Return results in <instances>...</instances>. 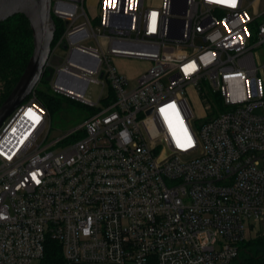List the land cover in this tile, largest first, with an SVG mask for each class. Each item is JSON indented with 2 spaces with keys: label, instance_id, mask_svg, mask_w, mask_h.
Wrapping results in <instances>:
<instances>
[{
  "label": "built area",
  "instance_id": "built-area-1",
  "mask_svg": "<svg viewBox=\"0 0 264 264\" xmlns=\"http://www.w3.org/2000/svg\"><path fill=\"white\" fill-rule=\"evenodd\" d=\"M256 1L100 0L91 15L85 0H51L61 31L43 76L52 67L49 89L96 111L47 141L34 89L2 121L0 264L38 262L49 239L66 264H236L264 238ZM128 58L149 62L133 85L115 65ZM91 82L107 86L95 102Z\"/></svg>",
  "mask_w": 264,
  "mask_h": 264
},
{
  "label": "trees",
  "instance_id": "trees-1",
  "mask_svg": "<svg viewBox=\"0 0 264 264\" xmlns=\"http://www.w3.org/2000/svg\"><path fill=\"white\" fill-rule=\"evenodd\" d=\"M54 40L61 31V25L55 19ZM33 50L32 32L27 18L17 13L0 21V80L4 82L5 92L0 104L16 83ZM39 86H45L46 91ZM37 99L52 112L60 107L63 98L49 89L48 81L42 78L35 88ZM92 109V108H91ZM96 109H92L94 113ZM244 251H246L244 253ZM238 264H264V238L244 241L241 245ZM38 264H66L61 252L60 244L52 239L46 241L44 255Z\"/></svg>",
  "mask_w": 264,
  "mask_h": 264
},
{
  "label": "water",
  "instance_id": "water-1",
  "mask_svg": "<svg viewBox=\"0 0 264 264\" xmlns=\"http://www.w3.org/2000/svg\"><path fill=\"white\" fill-rule=\"evenodd\" d=\"M50 8L51 0H0V21L22 13L29 22L33 42V50L25 68L0 104V125L31 94L42 78L45 81L51 78L52 67H47L48 74L43 76V69L50 54L55 32V22ZM62 47L66 48V45L63 44Z\"/></svg>",
  "mask_w": 264,
  "mask_h": 264
},
{
  "label": "rangeland",
  "instance_id": "rangeland-1",
  "mask_svg": "<svg viewBox=\"0 0 264 264\" xmlns=\"http://www.w3.org/2000/svg\"><path fill=\"white\" fill-rule=\"evenodd\" d=\"M162 0H144L145 6H159ZM85 9L91 15H96L100 10V0H85ZM264 10V0H257L253 5V14ZM261 19V18H259ZM252 29L255 27L252 26ZM65 50L63 48L57 49L53 54L52 64L59 65L63 62ZM148 61L142 59L128 58V59H116L115 65L123 72L130 74L132 77L131 85L134 84V79L147 67ZM49 84V83H48ZM40 89L47 90L45 86H39ZM6 88L4 82L0 80V99ZM105 94L107 92V86L102 88L95 83H89L85 92V98L95 102L99 96V93ZM60 102V107L52 112L49 111L50 118V134L47 141L52 140L68 131L80 126L83 121L91 114L92 109L85 104L70 100L64 96ZM194 120L192 122L193 127L197 128L202 121L201 110L198 108L196 102H191ZM61 145V144H59ZM58 145V146H59ZM246 251H244L245 253ZM241 255V254H240ZM38 264V262H34ZM238 264V263H236Z\"/></svg>",
  "mask_w": 264,
  "mask_h": 264
},
{
  "label": "snow or ice",
  "instance_id": "snow-or-ice-1",
  "mask_svg": "<svg viewBox=\"0 0 264 264\" xmlns=\"http://www.w3.org/2000/svg\"><path fill=\"white\" fill-rule=\"evenodd\" d=\"M228 2L234 7L236 4V0H228ZM189 147H191V143H189L188 145Z\"/></svg>",
  "mask_w": 264,
  "mask_h": 264
},
{
  "label": "crops",
  "instance_id": "crops-1",
  "mask_svg": "<svg viewBox=\"0 0 264 264\" xmlns=\"http://www.w3.org/2000/svg\"><path fill=\"white\" fill-rule=\"evenodd\" d=\"M118 68V67H117ZM118 70L121 72V73H123L124 75H126L127 77H129V78H131L132 76L130 75V74H127V73H125V72H123L122 70H120L119 68H118ZM132 79V78H131Z\"/></svg>",
  "mask_w": 264,
  "mask_h": 264
}]
</instances>
